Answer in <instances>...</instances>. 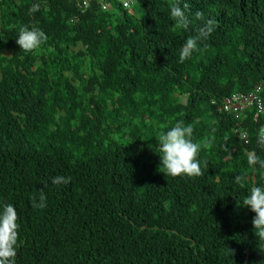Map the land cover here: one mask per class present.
<instances>
[{
    "label": "trees",
    "instance_id": "1",
    "mask_svg": "<svg viewBox=\"0 0 264 264\" xmlns=\"http://www.w3.org/2000/svg\"><path fill=\"white\" fill-rule=\"evenodd\" d=\"M82 1L0 0V201L17 211L15 264H264L241 204L264 184L247 165L264 158V0H187L214 30L183 63L201 22L170 27V0ZM24 26L48 39L20 50ZM257 85L259 112L218 109ZM177 120L197 141L215 129L199 177L158 170V134ZM55 175L70 181L53 187Z\"/></svg>",
    "mask_w": 264,
    "mask_h": 264
},
{
    "label": "clouds",
    "instance_id": "2",
    "mask_svg": "<svg viewBox=\"0 0 264 264\" xmlns=\"http://www.w3.org/2000/svg\"><path fill=\"white\" fill-rule=\"evenodd\" d=\"M169 20L172 28L187 30L189 25L200 21L196 34L189 35L179 50V62L183 63L190 58L193 52L198 50L199 43L206 40L214 30V21L204 20L203 13L195 11L192 18H189V4L187 0H170ZM39 9V4L34 3L29 9L34 13ZM48 37L45 32L37 27H21L15 44L20 50L31 52L38 49ZM215 129H212L209 138L197 141L194 139V128L190 123L177 120L166 130L159 132L157 137L159 171L169 177L195 178L202 174L201 162L198 154L208 143ZM246 135V133H245ZM257 146L264 150V126L257 130ZM247 165L253 171L264 170V158L254 152L247 156ZM241 177H236L239 183ZM70 177L55 175L50 178L53 187L67 185ZM45 184L43 187H47ZM34 209L46 207V195L41 188L37 195H33L30 201ZM242 206L247 208L254 215L251 219L252 231L257 238L264 239V184L253 185L243 196ZM17 211L11 203L0 201V264H15L18 241Z\"/></svg>",
    "mask_w": 264,
    "mask_h": 264
},
{
    "label": "built area",
    "instance_id": "3",
    "mask_svg": "<svg viewBox=\"0 0 264 264\" xmlns=\"http://www.w3.org/2000/svg\"><path fill=\"white\" fill-rule=\"evenodd\" d=\"M121 2L122 7L125 9H129L130 5H132V0H118ZM101 2V9L104 11L107 8V0H100ZM89 0H83L81 5L79 6L80 9H84L88 6ZM260 85L254 87L253 92L248 94L236 93L231 95L230 97H226L223 99L221 106L218 109L223 110L224 112L230 113L234 115V118L238 119L241 118L243 109H246L252 103L257 105V111L259 112V99L257 97V93L260 91ZM237 130V129H236ZM235 130V131H236ZM240 138L243 139L245 142L247 141L246 135L243 131L240 130Z\"/></svg>",
    "mask_w": 264,
    "mask_h": 264
},
{
    "label": "rangeland",
    "instance_id": "4",
    "mask_svg": "<svg viewBox=\"0 0 264 264\" xmlns=\"http://www.w3.org/2000/svg\"><path fill=\"white\" fill-rule=\"evenodd\" d=\"M136 8V6H132V9H135ZM234 94H236V93H234ZM233 95V94H232ZM221 110V109H220Z\"/></svg>",
    "mask_w": 264,
    "mask_h": 264
}]
</instances>
